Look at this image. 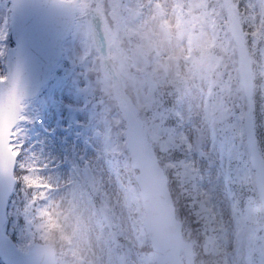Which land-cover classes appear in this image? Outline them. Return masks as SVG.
<instances>
[{"label":"rangeland","instance_id":"obj_1","mask_svg":"<svg viewBox=\"0 0 264 264\" xmlns=\"http://www.w3.org/2000/svg\"><path fill=\"white\" fill-rule=\"evenodd\" d=\"M81 1L87 5L97 4V8H91V11L100 17L101 24L97 22L98 26L94 28L93 15L87 16L82 22H75L63 43L71 60L69 68L64 75L49 84L39 101L35 98L24 103L23 121L12 134L10 145L16 154L19 152L17 168L21 177L24 182L35 183L31 197L26 193H19L14 199V207L10 209L16 221H20L19 224L14 221L12 225L16 230V235L12 237L16 246L21 251L28 252L30 244L34 242L33 207L34 198L38 197L39 213L57 222L70 240L69 248L64 249L66 256L59 264H123L120 255L125 257L126 264L155 263L153 254L141 253L135 248L138 240L129 212L137 208L127 206L132 197L136 198L135 202L138 203L137 198L140 195L138 191L128 197L121 180V171L116 168V158H112L115 137L111 139L109 146L110 143L107 144L106 141L108 132L103 122L89 125V113L82 107L84 102L76 92V88L84 85L81 75L83 69L79 60L84 54L85 30L90 27L103 67L106 62L109 63L110 72L104 69V78L113 84L122 98L123 83L119 65L128 61L136 64L134 82L145 103V112H153L157 106L154 83L145 67V57L147 60L151 58L148 54L151 50H147L146 46L154 48L157 64L163 63L168 78L177 81L181 124L180 130L173 132L166 120L161 122V127H154L155 121L151 124L148 120L153 129L148 132L143 127L147 141L150 143L154 140L156 130L160 131V135L165 133L166 141L172 140L171 143L184 136L188 147V156L183 162L184 169L186 172H196L198 181L195 189L206 200L205 212L213 227L219 230L217 247L224 254V264H248L246 254L252 246L257 252L256 264H264V241L251 245L255 228H248L241 234L237 231L225 181L229 145L214 143L204 110L209 84L204 77L193 71L190 62L192 56L187 48L189 36L177 26L174 0H126L124 4L120 0H112L113 13L118 22L117 34L129 32L136 35L138 41L142 38L140 43L134 41L130 53H120L116 45L111 46L113 37L101 18L100 0ZM200 4L201 0H189L190 8L187 9L191 13L193 8ZM249 4L254 23L258 22L264 16V0H249ZM8 15V4L3 3L0 6V27H3ZM9 16L11 17V12ZM195 19L199 21V33L194 42L196 49L200 50L209 43L208 36L211 33L201 15H196ZM6 52L0 49V79L6 75ZM201 56L207 54L201 52ZM45 98H49L50 103H45ZM125 106L123 105V109ZM243 126L245 128L246 123L236 121V131H241ZM40 129L46 130L48 136L43 137L44 134L41 133V137H36L35 132ZM57 132L59 135L53 139L52 134ZM40 139L46 142L41 144L38 142ZM123 139L125 140V132ZM117 154L116 152L115 155ZM127 155L130 162L129 153ZM240 164L242 180L243 177L249 176V169L243 160ZM85 168H89L91 172L90 182L87 181ZM238 178L236 168L235 179ZM95 196L102 199L112 215L118 232L117 244H111L109 230L105 229L106 224L93 201ZM183 233L184 238L194 248L193 243L187 239L190 237V231L183 228ZM261 239L260 234L258 240Z\"/></svg>","mask_w":264,"mask_h":264},{"label":"trees","instance_id":"obj_2","mask_svg":"<svg viewBox=\"0 0 264 264\" xmlns=\"http://www.w3.org/2000/svg\"><path fill=\"white\" fill-rule=\"evenodd\" d=\"M5 1L0 0V6ZM186 2L187 0H179V4L182 6L187 5ZM232 3L236 9L242 34L245 32L249 33V35L244 37L246 44L251 45L253 41L251 32L254 22L251 12H249L248 0H232ZM82 11L83 7L81 6L80 12ZM101 11L108 29L112 34H115L117 24L113 18L111 5L108 0H102ZM195 12L203 14V20L211 25L212 39L201 51L205 52L213 60L224 56L222 48L225 46L232 48L235 44L230 33L229 12L224 0H203L202 4L195 9ZM5 22L10 34L9 19L7 18ZM178 26L182 30L194 26L190 28L192 32H197L199 27L194 22V19L188 17L186 13H183L182 19L178 21ZM131 38L135 39L133 36ZM84 42L86 55L82 57L80 64L84 69L82 76L85 80V86L79 89V94L86 102L91 122L94 123L101 120L107 123L109 130L107 144L115 137L112 158H116V168L121 171V179L125 184L129 185L127 192L132 196L133 193H138V188L134 178L135 171L131 168L125 140L123 139L125 122L121 103L124 102V99L129 102L142 120L144 129H147L148 132L153 129L150 127L148 120L151 124L152 121H155L154 127H159L161 124L160 119L164 120L166 118L169 126L176 128L179 123L178 88L174 81L167 79L166 69L163 65L156 67L154 62L155 50L149 49L151 50L148 53L151 56V58H148L149 66L154 72L153 78L157 86L155 93L157 106L153 112H145V103L136 89L132 68L127 63L121 64L124 83V97L122 98L115 93L113 86L104 81L101 58L98 56L95 47L92 46L89 34H86ZM115 43L124 53L129 52L131 48V43L125 36L116 37ZM192 46L190 61L192 67H194L193 71L211 83L205 110L216 139L222 140L227 136H231L229 141L237 147L238 157L243 158L251 169L250 178H245L239 186L234 185L232 168L235 165V161L229 152V160L231 162L230 169L227 171V179L229 180L231 198L234 203L233 213L236 227L239 232H242L254 226L256 232L253 242L258 241V235L262 234L264 236V210L255 185V174L250 160V151L246 144L245 132L241 131V133H238L236 131L234 120L237 117L244 122L248 115L251 114L260 151L264 158V78L257 74L252 80V105L250 107L245 93L237 91V83L232 79L230 69H234V65L229 63L228 67L223 71H221L220 67H217L212 73L211 79H209L202 70L197 69L196 60L201 57V53L200 50H196L193 44ZM221 64H223V60ZM69 65L70 59L65 53L59 69L55 71V78L64 75ZM212 81L218 82L213 83ZM154 137V140L150 141V145L154 148L159 162L168 177L169 187L174 198L177 214L183 223V228L185 231H190V237L187 239L193 243L196 264H224V255L217 247V229L213 227L210 218L205 212L206 202L195 191L196 175L194 172H186L184 169L183 162L187 156V149L184 146L183 139L174 143H171L172 140L167 142L165 135H160L159 130H156V136L154 134ZM108 145L110 146L111 143ZM116 152L118 153L117 155H115ZM108 156H111V154H108ZM19 184V187L25 189L29 195L32 193L34 187L32 183H25L23 186L21 183ZM248 197H251L258 207L253 218L248 216L247 213ZM135 199L132 197L129 206L135 205ZM137 200L139 202V197ZM36 203L38 205L37 200ZM137 207L138 211L132 212L131 219L139 239L138 249L140 252L149 253L151 247L142 223V206L137 204ZM34 214L35 240L54 244L58 252L66 249L70 242L59 226L56 223H50L46 215H39L37 207H35ZM43 221H45V224ZM247 258L249 264H256L254 248L248 250Z\"/></svg>","mask_w":264,"mask_h":264},{"label":"water","instance_id":"obj_3","mask_svg":"<svg viewBox=\"0 0 264 264\" xmlns=\"http://www.w3.org/2000/svg\"><path fill=\"white\" fill-rule=\"evenodd\" d=\"M14 46L22 63L7 55L6 78L0 80V177L16 184V154L10 147L12 130L22 120V103L36 97L33 83L38 77L52 73L62 57V42L76 18L78 0H10ZM241 34L235 17L232 33ZM50 81V80H49ZM251 102V84L246 92ZM126 141L131 165L138 169L136 180L144 207L146 229L158 264H194L191 244L182 237V224L177 219L168 180L153 149L148 145L135 114L126 109ZM248 143L256 171V182L264 205V165L259 153L251 120L247 125ZM88 176L90 172L87 169ZM0 178V184H3ZM102 214L111 228L114 222L105 207ZM111 236L116 232L111 228ZM15 245V244H14ZM16 247V245H15ZM17 264H57L51 244H33L29 253L17 247ZM185 252L186 261L181 258ZM3 260V258L1 257Z\"/></svg>","mask_w":264,"mask_h":264},{"label":"clouds","instance_id":"obj_4","mask_svg":"<svg viewBox=\"0 0 264 264\" xmlns=\"http://www.w3.org/2000/svg\"><path fill=\"white\" fill-rule=\"evenodd\" d=\"M251 36L253 41L251 45H247L244 39L249 33L240 34L238 31L234 33L235 44L232 48L227 46L222 48L224 56L213 60L207 56L198 57L196 60V67L202 70L203 73L211 79L212 73L217 67L223 71L228 67L229 63L234 65L232 72V79L237 83V91L246 93L252 78L257 74L264 78V16L258 22L252 25ZM208 39L211 40V34ZM223 60V64L221 61ZM219 75V73H217ZM216 83L218 81H212Z\"/></svg>","mask_w":264,"mask_h":264},{"label":"snow or ice","instance_id":"obj_5","mask_svg":"<svg viewBox=\"0 0 264 264\" xmlns=\"http://www.w3.org/2000/svg\"><path fill=\"white\" fill-rule=\"evenodd\" d=\"M12 37L9 34L7 23L5 22L3 27H0V49L7 51L8 58L12 61H17L22 63L18 58L17 53L11 48ZM23 64V63H22ZM51 79L50 74H46L42 77H38L33 86L36 92V100L39 101L43 95L42 89L46 87L49 80ZM45 103H50L49 98H45ZM37 123V117L34 122L33 127ZM47 137L48 133L44 129H40L35 132L36 137ZM59 133H53L52 138L55 139ZM44 144L46 141L40 139L38 141ZM19 155V152H17ZM3 179V184H0V257L3 258V264H17V250L13 243L12 237L16 235V230L12 227L14 223V218L9 214L11 207L13 206L14 197L16 193L12 190V185L5 177H0Z\"/></svg>","mask_w":264,"mask_h":264}]
</instances>
